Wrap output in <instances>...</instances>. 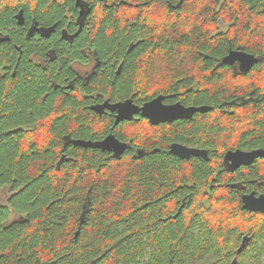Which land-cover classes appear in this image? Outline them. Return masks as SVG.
Masks as SVG:
<instances>
[{
  "label": "trees",
  "instance_id": "16d2710c",
  "mask_svg": "<svg viewBox=\"0 0 264 264\" xmlns=\"http://www.w3.org/2000/svg\"><path fill=\"white\" fill-rule=\"evenodd\" d=\"M4 1L0 29L10 40L0 42V189L13 194L0 205V264H198L212 254L216 264H230L238 243L199 242L196 225L241 232L247 222L264 236V218L253 226L241 208V187L259 172L263 184L250 187L264 192V158L218 171L229 150L264 149V0H114L117 7L106 0L97 34L72 45L58 35L26 39L27 23L3 10ZM37 2L43 22L63 18V6ZM89 42L102 72L68 87L69 62ZM229 44L259 62L236 73L221 62ZM52 48L55 61L31 62ZM248 95L255 101L240 104ZM159 96L213 109L157 126L144 118L115 126L112 115L91 109L105 100L142 106ZM110 133L130 144L120 158L65 140ZM172 142L207 148L209 159L182 160L171 154ZM136 149L149 153L136 156ZM226 183L239 188L212 199L218 210L204 209L206 190L218 195ZM255 248L257 260L244 264H263L264 246Z\"/></svg>",
  "mask_w": 264,
  "mask_h": 264
},
{
  "label": "flooded vegetation",
  "instance_id": "af4514ba",
  "mask_svg": "<svg viewBox=\"0 0 264 264\" xmlns=\"http://www.w3.org/2000/svg\"><path fill=\"white\" fill-rule=\"evenodd\" d=\"M52 1L56 2L60 6H63V9H62L63 18L62 19L56 18L55 20L49 23L43 22V20H41V18L35 13L38 7L37 0H5L3 2L2 8L3 10L4 9L15 10V15H16L15 18L19 25H26L27 23L26 35H25L26 39L35 38L36 36L40 38H49L53 35H58L60 38L66 40L67 43L72 45L75 39L79 38L84 33H91L90 35H93V36L97 34L99 28L101 27L103 18H104V12L106 9L105 7L106 0H52ZM118 2L114 0L109 2L110 7L119 6ZM25 8H28L30 11L28 21L25 16ZM93 39H92V42H93ZM6 40L7 41L10 40V35L3 32L0 29V42L6 41ZM92 42H89L85 44L84 46L79 47L78 55L71 58L69 62V68L71 69L73 75H72V78L68 79V87L69 86L73 87L76 85H88L92 82H95L96 81L95 78L99 76V74L102 72V66L104 65L103 64L104 61L101 58L98 48L95 45H92ZM15 47L16 49L18 48L16 45ZM231 51L246 52L243 48L233 47L229 44L228 53L223 58H221V62L226 56H228V54ZM57 58H58V55H57L56 49L52 48L46 52L45 57L42 58L38 56L37 54H33L30 59H31V62L37 66H41V65L46 66L48 64V60L55 61ZM240 65L241 64L239 62H236L234 65H231V66L227 65V66L231 67L232 70L235 71L236 73H240ZM121 66L120 65L118 66L119 67L118 70L121 69ZM239 100H240L239 102L240 104H246L251 101L253 102L255 101L254 96L252 95L242 97ZM105 101H103L102 103H104ZM102 103H97V104H102ZM97 104H94V105H97ZM104 115H112L115 121L116 113L106 110ZM140 118H142L140 115L136 116L132 121L138 120ZM185 120H189V119H185ZM165 124H171V123H165ZM124 143H127V142H124ZM174 143L181 144L187 148L206 150L208 153V157L206 158V160L209 159V152L207 148H203V147H199L195 145H189L187 143H182V142L181 143L174 142ZM174 143L172 142L169 145V150H170L171 145ZM127 144H128L127 149H129L130 144L129 143ZM253 150H256V149H253ZM253 150H243V151H253ZM148 153L149 151L136 149V156L138 155L144 156ZM112 155L114 156L113 153ZM196 158L205 159V158H200V157H196ZM224 158L222 160V166L218 167L219 172L231 171L229 169V166L225 164ZM189 159H182V160H189ZM260 159H263V158H258L254 162L256 161L260 162ZM253 163L242 166V167H249ZM253 184H256L257 186L263 184V175L261 172H259L258 176L254 178V180L252 179V180H247V182L246 181L244 182V184L241 187V189L244 190L242 191V196H241L242 199H243V196L249 195L251 193H254L257 197L260 195H264L263 191L250 187ZM227 187H232V188L238 187L239 188L237 184L226 183V185L221 186L220 188L221 191H219L218 195L216 194L212 195L211 190L208 188V190H206V195L203 197V200H202V202L204 203V205H202L203 208L218 210L219 207H216L215 205L211 206L212 199H219V198H222L223 196H227V194L230 193L229 190H224ZM12 194L13 192H10L8 188H1L0 196H3L5 201L0 200V205L2 206L7 205L8 199L12 196ZM241 208L244 211L242 218L248 221L253 218V221L251 220L252 223H250L253 226L257 223L255 222L256 219L264 218V212L262 211H250V210L244 209L243 200H242ZM243 227H244V231L236 232L233 228L222 230L220 227H217V226L215 227L214 224H211V227L205 229L203 224L200 223L195 226L194 234H196V240H198L199 242H208L210 240L212 244L227 243L228 244L227 246L231 245L233 242H237L239 246L236 249V253H235L236 255L232 256L230 264H244V261H246L247 263L248 259L253 260L257 258L258 252L256 251L255 245H258L259 247H263L264 246V236L262 235L259 236L253 233V231H251V226L249 228V223L247 224V222H245ZM227 249L228 247L224 249L225 253ZM249 251H251L252 253L249 254ZM261 260H263V264H264V255H262ZM217 262H218V257H216L215 254H212L208 256L204 261H201L198 264H216Z\"/></svg>",
  "mask_w": 264,
  "mask_h": 264
},
{
  "label": "water",
  "instance_id": "95a60500",
  "mask_svg": "<svg viewBox=\"0 0 264 264\" xmlns=\"http://www.w3.org/2000/svg\"><path fill=\"white\" fill-rule=\"evenodd\" d=\"M179 6V4L177 5ZM131 46L130 49H132ZM239 62L240 72L248 73L259 62V59L247 52L231 51L228 56L222 60L223 65H234ZM121 69L118 70L119 74ZM91 109L99 114L104 115L106 110L116 113L115 126L122 122L132 121L136 116H141L149 120L150 124L157 126L165 123H172L177 120L191 119L195 114H204L212 111L209 106H185L182 103L165 104L164 97L159 96L142 106L134 103L132 99L111 103L105 101L102 104L93 105ZM68 143L82 148H94L102 151L112 152L116 158H120L128 148V144L121 142L113 133H110L105 139L101 141H87L82 139H71L65 137ZM171 154L181 159H189L192 156L207 158L206 150L195 148H187L181 144L174 143L170 147ZM258 158H264V149H256L253 151L229 150L225 155V164L229 166L232 172L242 166L253 163ZM243 208L250 211L264 212V195L256 196L254 193L243 196Z\"/></svg>",
  "mask_w": 264,
  "mask_h": 264
},
{
  "label": "rangeland",
  "instance_id": "374dc122",
  "mask_svg": "<svg viewBox=\"0 0 264 264\" xmlns=\"http://www.w3.org/2000/svg\"><path fill=\"white\" fill-rule=\"evenodd\" d=\"M223 27H224V26H223ZM225 27H227V25H226ZM0 200H1V201H5L3 196H0Z\"/></svg>",
  "mask_w": 264,
  "mask_h": 264
},
{
  "label": "bare ground",
  "instance_id": "6f19581e",
  "mask_svg": "<svg viewBox=\"0 0 264 264\" xmlns=\"http://www.w3.org/2000/svg\"><path fill=\"white\" fill-rule=\"evenodd\" d=\"M254 68V67H253Z\"/></svg>",
  "mask_w": 264,
  "mask_h": 264
}]
</instances>
